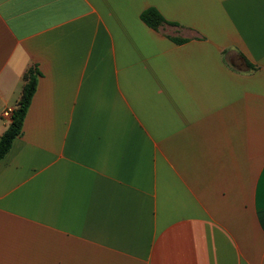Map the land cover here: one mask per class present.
<instances>
[{
  "label": "crops",
  "instance_id": "crops-1",
  "mask_svg": "<svg viewBox=\"0 0 264 264\" xmlns=\"http://www.w3.org/2000/svg\"><path fill=\"white\" fill-rule=\"evenodd\" d=\"M30 67L0 264H264V0H0V136Z\"/></svg>",
  "mask_w": 264,
  "mask_h": 264
},
{
  "label": "trees",
  "instance_id": "trees-1",
  "mask_svg": "<svg viewBox=\"0 0 264 264\" xmlns=\"http://www.w3.org/2000/svg\"><path fill=\"white\" fill-rule=\"evenodd\" d=\"M141 20L151 29H157L163 22L161 15L155 10H148L141 14ZM184 40H174L181 43ZM39 71L35 67H30L23 75L21 92L15 108L11 112L10 123L0 136V160L9 151L13 140L21 134L22 123L34 94Z\"/></svg>",
  "mask_w": 264,
  "mask_h": 264
},
{
  "label": "built area",
  "instance_id": "built-area-1",
  "mask_svg": "<svg viewBox=\"0 0 264 264\" xmlns=\"http://www.w3.org/2000/svg\"><path fill=\"white\" fill-rule=\"evenodd\" d=\"M11 110H5L3 113H2V116L4 117V118H10V116H11Z\"/></svg>",
  "mask_w": 264,
  "mask_h": 264
}]
</instances>
